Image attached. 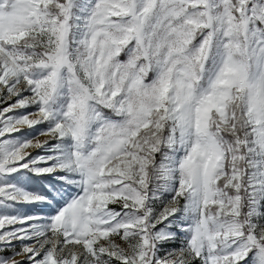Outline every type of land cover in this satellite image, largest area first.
<instances>
[{"label":"snow or ice","instance_id":"snow-or-ice-1","mask_svg":"<svg viewBox=\"0 0 264 264\" xmlns=\"http://www.w3.org/2000/svg\"><path fill=\"white\" fill-rule=\"evenodd\" d=\"M0 264H264V0H0Z\"/></svg>","mask_w":264,"mask_h":264}]
</instances>
